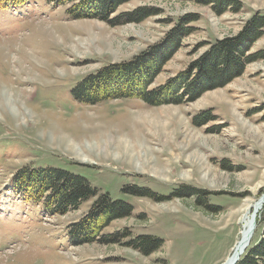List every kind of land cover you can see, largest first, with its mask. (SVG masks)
<instances>
[{
  "label": "rangeland",
  "instance_id": "obj_1",
  "mask_svg": "<svg viewBox=\"0 0 264 264\" xmlns=\"http://www.w3.org/2000/svg\"><path fill=\"white\" fill-rule=\"evenodd\" d=\"M238 1V12L216 15L193 1L131 0L109 19L142 6L159 13L115 24L69 17L77 0L0 6V264H222L239 236L240 215L233 212L264 189V59L181 103L150 105L136 97L87 103L71 91L106 66L126 64L182 15L195 13L192 33L147 89L163 85L185 71L205 43L236 34L254 12L264 13V0ZM96 4L84 0L94 12ZM263 47L264 34L250 52ZM118 71L88 93L140 90L137 71ZM201 113L210 120L195 122ZM39 167L82 176L129 205L131 215L101 225L95 240L72 244L69 228L85 219L95 198L48 214V192L27 200L13 182L22 170ZM155 167L168 172L153 174ZM263 229L264 209L249 244ZM107 235L115 242H98ZM144 235L161 240L148 254L132 244Z\"/></svg>",
  "mask_w": 264,
  "mask_h": 264
},
{
  "label": "trees",
  "instance_id": "obj_2",
  "mask_svg": "<svg viewBox=\"0 0 264 264\" xmlns=\"http://www.w3.org/2000/svg\"><path fill=\"white\" fill-rule=\"evenodd\" d=\"M27 0H0V6L13 7L23 4ZM54 3L63 4L73 0H52ZM131 0H96L97 9L89 10L84 7V0H77V4L70 5L66 14L71 17L96 16L109 23L140 22L146 18L158 14L153 7H137L131 12H124L115 18L109 19L121 4ZM199 5H207L216 15H221L230 10L238 12L241 8L238 0H187ZM86 2V1H85ZM93 12V13H91ZM197 20L195 13L184 14L164 37L132 58L126 64H111L92 76L83 78L71 91L74 98L87 103H96L109 98H140L145 103L156 105V102L181 103L193 101L206 90L224 86L233 78L243 72L244 67L255 60L264 59V47L251 53L253 44L264 34V13L254 12L248 17L240 31L236 34L215 39L211 43H205L204 50L192 60L185 71L158 87L147 89L150 80L162 69V66L171 58L181 46L182 39L191 34L193 27L191 22ZM204 44V43H203ZM199 44L196 48L201 47ZM133 72L143 78L140 90H117L104 92L102 97H95L88 92L97 90L98 85L104 80L117 77L118 70ZM108 76V78H107ZM147 77V78H145ZM93 83H96L97 86ZM195 122L202 124L210 120L207 113H201L194 117ZM13 182L20 192V196L36 197L38 194L48 192L44 209L48 214H64L70 209H76L82 202L95 198L90 212L85 219L74 223L68 231L69 241L78 245L95 240V235L100 226L115 219L131 215V207L120 200H112L108 194L99 193V190L89 185L80 175L60 168L25 169L16 174ZM135 193L140 189L132 188ZM186 193H181L187 196ZM32 194V195H31ZM199 197V194L196 193ZM40 200V199H35ZM97 221L92 228V222ZM115 235L100 237L98 242H115ZM132 244L142 253L148 254L155 250L161 240L150 236H139ZM235 264H264V229L257 242L249 244L240 255Z\"/></svg>",
  "mask_w": 264,
  "mask_h": 264
},
{
  "label": "bare ground",
  "instance_id": "obj_3",
  "mask_svg": "<svg viewBox=\"0 0 264 264\" xmlns=\"http://www.w3.org/2000/svg\"><path fill=\"white\" fill-rule=\"evenodd\" d=\"M137 165V164H136ZM153 174L163 176L168 170L166 167H155L151 171ZM184 176H187L185 172ZM237 208V207H236ZM264 209V189L258 198L254 200H248L244 202L241 207L235 209L234 214L240 215L239 217V236L233 245L230 253L223 260L222 264H231L240 254H242L244 249L248 246L251 239L253 238L254 232L256 230L258 221L260 219L262 210ZM234 211V210H233Z\"/></svg>",
  "mask_w": 264,
  "mask_h": 264
},
{
  "label": "water",
  "instance_id": "obj_4",
  "mask_svg": "<svg viewBox=\"0 0 264 264\" xmlns=\"http://www.w3.org/2000/svg\"><path fill=\"white\" fill-rule=\"evenodd\" d=\"M238 259H239V257H237L231 264H235L238 261Z\"/></svg>",
  "mask_w": 264,
  "mask_h": 264
}]
</instances>
